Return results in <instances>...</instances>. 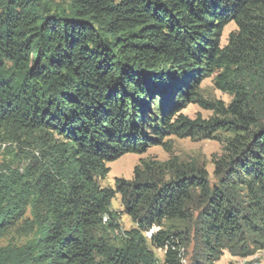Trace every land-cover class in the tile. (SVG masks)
Instances as JSON below:
<instances>
[{
  "label": "trees",
  "instance_id": "16d2710c",
  "mask_svg": "<svg viewBox=\"0 0 264 264\" xmlns=\"http://www.w3.org/2000/svg\"><path fill=\"white\" fill-rule=\"evenodd\" d=\"M212 73L231 101L200 100L208 120L179 114ZM0 130L33 148L23 172L0 170V239L20 221L31 233L0 245V264H184L191 243V264H216L264 250V0H0ZM215 132L229 134L214 183L192 162L165 181L147 160L98 183L125 153ZM116 194L135 226L111 242L97 231L119 229Z\"/></svg>",
  "mask_w": 264,
  "mask_h": 264
},
{
  "label": "rangeland",
  "instance_id": "374dc122",
  "mask_svg": "<svg viewBox=\"0 0 264 264\" xmlns=\"http://www.w3.org/2000/svg\"><path fill=\"white\" fill-rule=\"evenodd\" d=\"M236 30L237 25L234 21L226 23L219 36L220 46H224L228 42L230 33ZM214 76L215 73H212L197 83L195 89L196 95L193 96L196 100L187 102L178 112L179 114L190 120H208L215 114L212 110L205 108L200 100L210 103L221 102L224 105H227L231 101L232 96L230 94L220 91L214 86ZM228 134L226 132H215L210 138L202 136V134L194 136H166L162 140V144L150 146L142 154L125 153L119 158L107 162L109 171L104 178H98V183L102 187H114L116 178L131 180L134 176L135 166L142 160L153 162L156 168L160 170V176L165 181L171 178V173L167 168L173 163L192 162L197 166L203 167L208 173L210 182L214 183L216 180L213 173L214 160L225 155V137ZM28 141L31 143L30 140ZM29 148L30 152H33V148L29 147L27 143L6 139L5 133L0 130V170H2V178L11 175L13 171L16 172L18 170V172H23L27 162L22 158V151ZM110 208L117 215L116 224L119 229L109 230L107 228H100L97 233L102 234L105 238L111 240V242H117V238L122 235L123 230H128L134 227L135 224L126 214L119 194H116L112 199ZM25 217H30L29 211L25 214ZM20 224L21 221L18 226ZM18 226L12 228L0 239V245H5L9 242L21 245L30 239L31 233ZM156 229L157 227H153L150 231L145 232V235L148 236L149 233ZM149 246L161 263L163 251L154 248L152 245ZM192 250V243L181 248L184 264H191ZM216 264H264V250L257 251L255 254L243 258L233 256L227 250H224L223 254L216 261Z\"/></svg>",
  "mask_w": 264,
  "mask_h": 264
}]
</instances>
